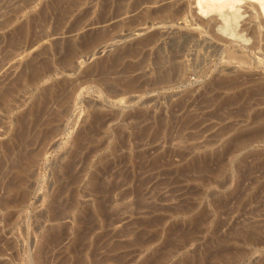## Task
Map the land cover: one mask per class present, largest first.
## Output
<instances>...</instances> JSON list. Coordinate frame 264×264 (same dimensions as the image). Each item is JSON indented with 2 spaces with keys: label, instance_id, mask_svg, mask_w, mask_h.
<instances>
[{
  "label": "rangeland",
  "instance_id": "obj_1",
  "mask_svg": "<svg viewBox=\"0 0 264 264\" xmlns=\"http://www.w3.org/2000/svg\"><path fill=\"white\" fill-rule=\"evenodd\" d=\"M50 1L0 0V23L11 19L0 28L1 83L15 81L41 46L63 42V74L20 86L0 105V264H264V137L230 148L236 133L256 126L252 115L264 125V104L217 111L201 103L212 80L243 70L213 55L215 45L224 49L206 32L215 15L201 18L189 0H145L89 25L100 0H81L63 15L61 38L31 46L35 27L17 55L6 37ZM181 4L178 16L164 14ZM76 20L84 24L68 33ZM97 32L105 35L78 47L70 67L67 43ZM175 32L198 41L175 59L179 72L162 83L148 74L131 87L153 69L159 48L168 54ZM155 33L156 43L123 51ZM232 45L249 55L248 74L264 85L260 51ZM59 81L63 90L37 117L34 102ZM203 159L209 167L200 173Z\"/></svg>",
  "mask_w": 264,
  "mask_h": 264
},
{
  "label": "bare ground",
  "instance_id": "obj_2",
  "mask_svg": "<svg viewBox=\"0 0 264 264\" xmlns=\"http://www.w3.org/2000/svg\"><path fill=\"white\" fill-rule=\"evenodd\" d=\"M80 1L81 0H51L44 9H42L37 15H34L30 18L27 25H20L11 33H9V35L6 37V45L10 49L14 50V53L17 55L23 53L24 50H22V45L25 43V39L31 35V32L35 27H39L40 29L37 35L35 34L36 39L34 38L35 40L31 39V41H29L31 46L44 39L51 38L52 36H60L59 38H61V36H63V15L69 13L71 8L77 7ZM144 2L145 0H134L132 2H128V0H100L99 5L101 6V11L99 15H97L96 19L90 21L88 24L93 25L108 22L114 18H117V16L122 13H128L135 8L137 9V7H139ZM189 2L190 4H194L193 7L198 12L200 17L201 15L206 16L208 14L215 15L207 22L206 32L211 35L214 40L222 43L224 45V49L220 50L215 45L213 55L221 53L222 59H224L227 64L236 63L241 69H243L234 73L231 71L224 72L221 76L216 78L215 81L212 80L211 85L206 86L207 94L204 96L201 103H204V105L207 106L215 105L217 111H226L231 108L244 110L250 109L254 104L257 103L264 104V98H258V100L254 99L258 92L260 93L264 91V85L263 83H254L250 74H248L249 69L252 67V59L248 54L246 55L244 51H240L232 45L233 42H236L248 49H258L262 54L261 57L264 58V0H189ZM243 7L244 9L242 10ZM184 8V4H181V6L177 8H175L174 5H170L167 7L164 6L163 11L167 17L173 18L178 16L184 10ZM52 14L55 15L54 22L50 23L49 18ZM246 14H248L246 16L248 18V22L241 23V21H244V16ZM147 15H150V13H147ZM10 23L11 19L10 17H7L3 22L0 23V28L3 29ZM72 24L73 25L71 27L69 26L70 29L68 30V33L76 31L84 23H82V21L80 22V20H76ZM104 35V33L97 32L94 34H86L83 37L69 42L67 41L68 46L66 47H69V52L66 56V60L64 61H67V64L69 62L71 67V60L76 55L78 47L86 45V43L92 44ZM158 36H160L158 33L151 34L144 39L127 46L125 49H123V51L127 52L131 50L132 53L136 52L140 46L156 43ZM197 42V36L194 34L182 32L173 33L168 44V54H165L163 47L160 46L161 48L157 50L155 56V62H153V69H151L149 73H145L137 79H130L128 83L131 85V87L135 86L133 83L139 81V78H145L148 76V74L150 77H147V81L153 80L158 83L166 81L168 82L173 78L174 73L177 71L179 72V64L177 65L175 59L181 57L182 53L185 54L183 51L186 49L188 44L190 45ZM50 46L52 47H45V45L41 46L36 53L31 54L27 60H24L25 62H23L21 65V69L19 70L15 81L9 82L8 84H3L0 82V105L7 103L10 100L12 93H14L20 86L22 87L23 85H28L33 87L45 77L49 78L52 74H63V42H54V44ZM212 46L213 45H210V47ZM4 50H6V48ZM4 50L1 52L0 49V52L3 53ZM259 51L256 52L259 53ZM9 54L10 52H6L3 55V60H5V58L7 59ZM144 62L145 61L143 59V61L139 62L138 66H144L146 63ZM138 66L137 68H135V66H129L130 68L127 67V69L129 72H133L138 69ZM251 82L253 83L247 86V84ZM61 90H63V81L52 83L50 86L43 89L41 96L33 104L37 110V117H40L41 113L45 110L48 104H50L51 100L54 97H57L55 96L56 92ZM217 91H222L225 93V95L220 97V93ZM260 116L261 115L257 114L251 116L252 124L256 125L253 127V130L249 132H238L231 138L230 148L232 151H237L248 146L253 141L260 140L261 137H264V125H261L258 122V118ZM95 120L97 122L101 121L99 117H97ZM25 155L27 156V154ZM206 162L207 161L204 159L201 160V162L195 166V169H197L196 171L200 173L204 171L206 166H208Z\"/></svg>",
  "mask_w": 264,
  "mask_h": 264
}]
</instances>
